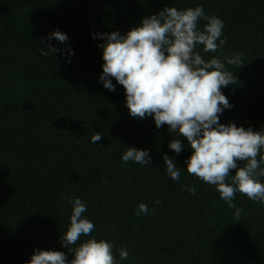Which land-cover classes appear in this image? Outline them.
<instances>
[{
    "label": "clouds",
    "instance_id": "clouds-1",
    "mask_svg": "<svg viewBox=\"0 0 264 264\" xmlns=\"http://www.w3.org/2000/svg\"><path fill=\"white\" fill-rule=\"evenodd\" d=\"M201 20L205 21L203 30L198 28ZM224 27V21L206 15L202 5L184 10L167 6L142 18L140 25L126 35L114 31L94 34L93 39L99 35L104 40L98 45L103 49V71L99 76L103 86L114 92V78L125 90L130 116L152 117L157 129L167 125L170 133L186 138L192 150L185 161L187 173L215 186L220 199L234 209V218L239 220L243 209L234 203L236 193L264 206V183L260 180L264 178V130L220 122L219 116L232 107L221 89L237 83L226 64L243 66L242 53L224 56L223 61L216 56L205 60L196 49L202 45L205 53L223 54L227 43L226 36L221 38ZM52 38L61 43L69 39L58 30L48 34V39ZM40 51L48 56L60 50L49 44ZM101 138L100 132H93L91 143ZM168 147L179 155L184 145L176 138ZM162 159L167 176L179 181L181 168L167 154ZM121 160L125 164L131 161L150 165L151 156L148 150L127 147ZM237 161L244 162L243 167H238ZM233 169L235 175H230ZM182 187L193 195L197 191L195 185ZM64 199L72 211L70 224L59 239L74 258L69 261L63 251L36 248L27 264H118L113 242L90 238L77 246L82 236H90L95 225L82 215L87 211L85 202L79 197ZM160 203L155 201L156 205ZM135 214L155 215L156 208L149 212L148 206L140 203ZM117 251L120 260L128 259L126 248Z\"/></svg>",
    "mask_w": 264,
    "mask_h": 264
}]
</instances>
